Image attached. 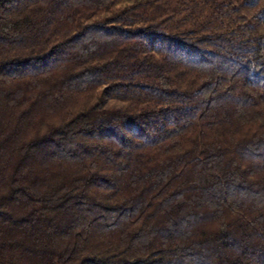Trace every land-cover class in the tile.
<instances>
[{
	"label": "trees",
	"instance_id": "obj_1",
	"mask_svg": "<svg viewBox=\"0 0 264 264\" xmlns=\"http://www.w3.org/2000/svg\"><path fill=\"white\" fill-rule=\"evenodd\" d=\"M0 264H264V0H0Z\"/></svg>",
	"mask_w": 264,
	"mask_h": 264
}]
</instances>
